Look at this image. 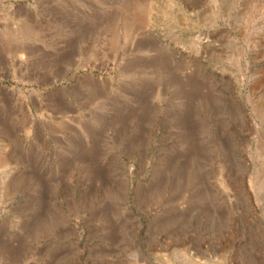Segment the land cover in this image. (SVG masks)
I'll return each mask as SVG.
<instances>
[{"label": "rangeland", "instance_id": "374dc122", "mask_svg": "<svg viewBox=\"0 0 264 264\" xmlns=\"http://www.w3.org/2000/svg\"><path fill=\"white\" fill-rule=\"evenodd\" d=\"M0 264H264V0H0Z\"/></svg>", "mask_w": 264, "mask_h": 264}]
</instances>
